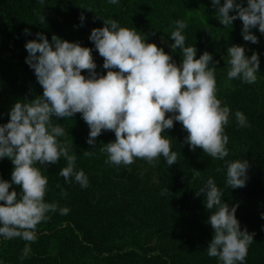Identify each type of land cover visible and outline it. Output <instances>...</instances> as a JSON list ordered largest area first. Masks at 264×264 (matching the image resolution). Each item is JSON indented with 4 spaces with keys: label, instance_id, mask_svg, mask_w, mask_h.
Listing matches in <instances>:
<instances>
[{
    "label": "trees",
    "instance_id": "1",
    "mask_svg": "<svg viewBox=\"0 0 264 264\" xmlns=\"http://www.w3.org/2000/svg\"><path fill=\"white\" fill-rule=\"evenodd\" d=\"M235 2L247 6V0ZM217 15L212 0H118L117 4L109 0H44L43 5L39 0H0V125L9 122L17 101L43 95L34 69L26 62L28 41L43 33L50 43L54 34L78 42L92 49L96 72L104 75L103 57L89 37L93 28L103 27L104 19L109 18L121 27L135 29L177 64L182 62L180 49L169 50L163 41L173 44L170 35L176 29L175 21L184 20L185 46L196 47V58L205 51L212 54L217 98L230 108L225 125L227 157L213 159L201 148L192 151L184 142L187 132L174 121L164 133L177 153L178 161L171 166L162 157L154 166L139 158L127 166L106 163L107 153L100 149L115 140L114 132L102 131L95 144L89 145L90 128L80 113L68 118L53 116V124H60L66 132L58 139L69 146V154L76 155L75 169L83 170L88 187L82 188L74 176L66 182L59 174L67 166L64 157L56 164H37L48 178L45 202L67 207L69 212H49V219L37 226L35 242L0 236V264H221L207 254L214 236L209 216L216 209L208 210L204 195H196L209 178L223 192V202L237 205L235 215L241 230L254 233L243 264H264V34L253 28L258 43L245 41L239 18L224 27ZM232 45L243 46L248 57L258 54L255 83L229 80L227 49ZM82 74L87 76V70ZM237 111L245 115L247 126L238 124ZM85 151L94 155L85 156ZM237 159L247 160L249 168L245 186L232 189L226 183L227 163ZM140 165L156 169L158 182L143 184ZM13 169L9 158H0V179L11 181ZM12 190L19 194L21 187L12 185ZM26 244L30 252L21 259Z\"/></svg>",
    "mask_w": 264,
    "mask_h": 264
},
{
    "label": "clouds",
    "instance_id": "2",
    "mask_svg": "<svg viewBox=\"0 0 264 264\" xmlns=\"http://www.w3.org/2000/svg\"><path fill=\"white\" fill-rule=\"evenodd\" d=\"M39 3L43 5L44 0ZM109 3L117 4L118 0ZM212 4L224 27L232 26L239 18L243 23V39L258 43L251 29L258 27L264 34V0H247L246 7L235 0H224L222 5L221 0H212ZM234 9L235 14L230 15ZM44 19L42 15L41 22ZM80 19L83 21V14ZM175 25L170 35L174 41L171 48L180 49V64L135 29L121 27L111 18L104 19V26L93 28L89 37L103 57V68L107 69L104 75L96 72L92 49L78 42L62 40L54 34L50 43L43 33H37L38 39L26 43V62L34 69L43 95L30 101H17L11 108L9 122L0 125V158H9L14 165L11 181L0 179L3 202L0 203V236L35 242L37 226L49 219V212L59 211L62 215L69 212L67 207L45 202L48 178L37 164H56L64 157L67 166L59 174L66 182L74 176L82 188L88 187L83 170L75 169L76 155L69 154V146L58 139L66 132L60 124H53V116L68 118L80 113L90 128L89 145L95 144L102 131L114 132L115 140L100 150L107 153L106 163L117 166L131 165L136 158L153 166L161 157L169 166L176 163L177 153L164 135L165 130L174 126V121L180 122L187 132L184 142L192 151L201 148L207 156L219 160L228 156L225 125L229 122L230 108L217 98L212 54L205 51L196 58V47L185 46L186 22L176 20ZM227 55L229 80L256 82L258 54L254 52L248 57L243 46L232 45ZM83 70H87V76L82 74ZM235 117L240 126H247L242 112L237 111ZM83 154L94 155L89 151ZM248 168L247 160L227 163V186L244 187ZM12 185L21 187L19 194L10 191ZM200 194L204 195L208 210L216 209L211 211L208 221L214 229L207 247L208 256L218 258L221 264H243L254 233L246 228L241 230L235 215L237 205L230 207L222 201L223 192L212 178L196 191V195ZM29 252L26 244L21 259Z\"/></svg>",
    "mask_w": 264,
    "mask_h": 264
},
{
    "label": "rangeland",
    "instance_id": "3",
    "mask_svg": "<svg viewBox=\"0 0 264 264\" xmlns=\"http://www.w3.org/2000/svg\"><path fill=\"white\" fill-rule=\"evenodd\" d=\"M163 43L167 46L169 50H173L171 48L172 43L169 42L168 40H164ZM3 92V83H2V78L0 76V93ZM139 169V174L140 178L143 182V184H148V183H157L158 182V172L156 169L150 168L147 165H140Z\"/></svg>",
    "mask_w": 264,
    "mask_h": 264
}]
</instances>
